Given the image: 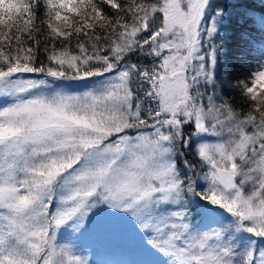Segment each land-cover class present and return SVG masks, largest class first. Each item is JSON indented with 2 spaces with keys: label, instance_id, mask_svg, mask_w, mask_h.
<instances>
[{
  "label": "rangeland",
  "instance_id": "374dc122",
  "mask_svg": "<svg viewBox=\"0 0 264 264\" xmlns=\"http://www.w3.org/2000/svg\"><path fill=\"white\" fill-rule=\"evenodd\" d=\"M226 2L156 0L115 44L131 48L161 13L173 63L158 95L171 132H123L132 93L113 64L82 72L67 58L45 77L0 72V264H264V130L229 106L214 76ZM257 63L239 86L260 105L264 55ZM189 120L197 164L185 170L201 196L176 164ZM216 167L235 187L219 184Z\"/></svg>",
  "mask_w": 264,
  "mask_h": 264
},
{
  "label": "trees",
  "instance_id": "16d2710c",
  "mask_svg": "<svg viewBox=\"0 0 264 264\" xmlns=\"http://www.w3.org/2000/svg\"><path fill=\"white\" fill-rule=\"evenodd\" d=\"M155 3L156 0H0V72L11 73L25 66L27 76L45 77L51 71L62 70L65 66L61 63L67 58L75 60L77 70L82 72L113 64L126 74L132 93L129 126L123 132L132 135L157 126L165 129L167 124L166 130L171 132L170 125L175 122H171L158 95L159 75L173 63L166 61L167 47L158 39L161 13L153 12L131 48L120 52L115 48L120 33L139 23L142 14ZM226 4L214 40L218 54L214 76L229 106L264 130V104L252 101L239 86L258 69L257 61L264 55V0H227ZM179 132L176 164L182 184L194 185V193L201 196L195 185L196 174L185 170L197 164L189 140L192 122H185ZM187 213L190 221L202 224L194 206L189 204ZM245 260L240 258L238 264Z\"/></svg>",
  "mask_w": 264,
  "mask_h": 264
},
{
  "label": "water",
  "instance_id": "95a60500",
  "mask_svg": "<svg viewBox=\"0 0 264 264\" xmlns=\"http://www.w3.org/2000/svg\"><path fill=\"white\" fill-rule=\"evenodd\" d=\"M211 164L213 165L214 163ZM215 173L217 174L219 184H221L224 189H231L235 187L236 183L234 173H232L229 169L225 167H216Z\"/></svg>",
  "mask_w": 264,
  "mask_h": 264
}]
</instances>
